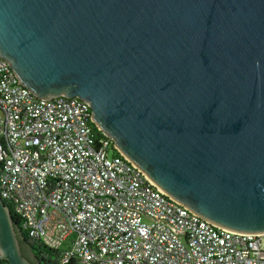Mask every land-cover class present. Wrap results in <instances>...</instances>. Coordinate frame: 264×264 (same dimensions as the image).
<instances>
[{"label": "water", "instance_id": "obj_1", "mask_svg": "<svg viewBox=\"0 0 264 264\" xmlns=\"http://www.w3.org/2000/svg\"><path fill=\"white\" fill-rule=\"evenodd\" d=\"M0 58L43 100L88 101L168 196L264 234V0H0ZM0 259L34 264L1 197Z\"/></svg>", "mask_w": 264, "mask_h": 264}, {"label": "built area", "instance_id": "obj_2", "mask_svg": "<svg viewBox=\"0 0 264 264\" xmlns=\"http://www.w3.org/2000/svg\"><path fill=\"white\" fill-rule=\"evenodd\" d=\"M112 141L88 101L43 100L0 58V197L30 237L81 264H264V234L208 222L109 157Z\"/></svg>", "mask_w": 264, "mask_h": 264}, {"label": "trees", "instance_id": "obj_3", "mask_svg": "<svg viewBox=\"0 0 264 264\" xmlns=\"http://www.w3.org/2000/svg\"><path fill=\"white\" fill-rule=\"evenodd\" d=\"M93 128L97 135H103V132L99 130L94 123ZM110 148L113 151V155L120 154V152L115 148L113 141L110 145ZM13 219L17 226V234L19 237L22 253L34 264H81L76 258H71L64 262L62 260L61 249L50 247L40 239L30 237L27 230L22 227L20 218L14 214ZM0 264H9V262L5 259H0Z\"/></svg>", "mask_w": 264, "mask_h": 264}, {"label": "rangeland", "instance_id": "obj_4", "mask_svg": "<svg viewBox=\"0 0 264 264\" xmlns=\"http://www.w3.org/2000/svg\"><path fill=\"white\" fill-rule=\"evenodd\" d=\"M113 156V151L112 149L110 148L109 149V157H112ZM64 248H69L71 247L70 245V242L69 241H66L63 245ZM261 248H262V254L264 255V235L262 236V245H261Z\"/></svg>", "mask_w": 264, "mask_h": 264}, {"label": "crops", "instance_id": "obj_5", "mask_svg": "<svg viewBox=\"0 0 264 264\" xmlns=\"http://www.w3.org/2000/svg\"><path fill=\"white\" fill-rule=\"evenodd\" d=\"M262 257L264 258V255L262 254Z\"/></svg>", "mask_w": 264, "mask_h": 264}]
</instances>
